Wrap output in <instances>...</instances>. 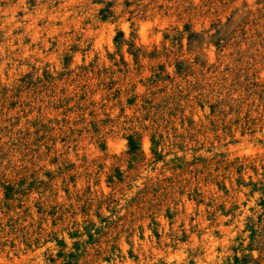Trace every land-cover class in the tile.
Segmentation results:
<instances>
[{"label": "rangeland", "instance_id": "374dc122", "mask_svg": "<svg viewBox=\"0 0 264 264\" xmlns=\"http://www.w3.org/2000/svg\"><path fill=\"white\" fill-rule=\"evenodd\" d=\"M0 264H264V0H0Z\"/></svg>", "mask_w": 264, "mask_h": 264}, {"label": "trees", "instance_id": "16d2710c", "mask_svg": "<svg viewBox=\"0 0 264 264\" xmlns=\"http://www.w3.org/2000/svg\"><path fill=\"white\" fill-rule=\"evenodd\" d=\"M129 143L131 144L132 143V141L131 140H129ZM72 254L70 253L69 255H67V256H69V257H72L71 256Z\"/></svg>", "mask_w": 264, "mask_h": 264}]
</instances>
